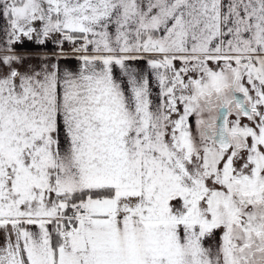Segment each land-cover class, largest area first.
<instances>
[{"label": "snow or ice", "instance_id": "1", "mask_svg": "<svg viewBox=\"0 0 264 264\" xmlns=\"http://www.w3.org/2000/svg\"><path fill=\"white\" fill-rule=\"evenodd\" d=\"M0 22V264H264V0Z\"/></svg>", "mask_w": 264, "mask_h": 264}, {"label": "rangeland", "instance_id": "2", "mask_svg": "<svg viewBox=\"0 0 264 264\" xmlns=\"http://www.w3.org/2000/svg\"><path fill=\"white\" fill-rule=\"evenodd\" d=\"M67 46V45H66ZM29 47H35L34 45H26V48H27V50H29V51H37V50H35L36 48H34V49H31V48H29ZM33 63H35V61H33ZM143 65H140V67H142Z\"/></svg>", "mask_w": 264, "mask_h": 264}, {"label": "crops", "instance_id": "3", "mask_svg": "<svg viewBox=\"0 0 264 264\" xmlns=\"http://www.w3.org/2000/svg\"><path fill=\"white\" fill-rule=\"evenodd\" d=\"M0 23H2V22H0ZM30 46H31V45H30ZM29 48L34 49L35 47H29ZM48 48H49V50H51V49H52V45L49 44V45H48ZM29 50H30V49H29ZM35 50H37V49H35Z\"/></svg>", "mask_w": 264, "mask_h": 264}]
</instances>
